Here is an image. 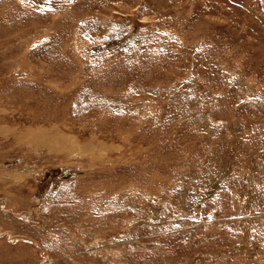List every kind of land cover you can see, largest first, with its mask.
<instances>
[{"label":"rangeland","instance_id":"obj_1","mask_svg":"<svg viewBox=\"0 0 264 264\" xmlns=\"http://www.w3.org/2000/svg\"><path fill=\"white\" fill-rule=\"evenodd\" d=\"M0 264H264V0H0Z\"/></svg>","mask_w":264,"mask_h":264},{"label":"bare ground","instance_id":"obj_2","mask_svg":"<svg viewBox=\"0 0 264 264\" xmlns=\"http://www.w3.org/2000/svg\"><path fill=\"white\" fill-rule=\"evenodd\" d=\"M109 37V36H108ZM142 39V38H141ZM154 52V51H153ZM144 54V53H143ZM31 102V101H30ZM38 103V102H37ZM32 104H34V103H32ZM31 105V104H30ZM52 117V116H51ZM46 119V118H45ZM38 121V120H37ZM33 122V121H32ZM35 122V121H34ZM45 123V122H44ZM48 133V132H47ZM37 134V133H36ZM41 134V133H40ZM46 134V133H45ZM45 134H43V136L45 135ZM29 135V134H28ZM42 135H41V137H43ZM59 136V135H58ZM29 137H35V138H38V136H36V135H34L32 132H30V135H29ZM54 138V137H53ZM59 138V137H58ZM40 140V139H39ZM53 140V139H52ZM63 140V139H62ZM33 141H35V140H33ZM72 143V142H71ZM74 143V142H73ZM67 146V145H66ZM132 185V184H131ZM123 190V189H122ZM49 196V195H48ZM48 198V197H47ZM153 212V211H152ZM169 212V211H168ZM146 214V213H145ZM168 214V213H167ZM30 215H34V213L32 212ZM169 216V215H168ZM154 217V216H153ZM153 220V219H152ZM150 221V220H149ZM168 221V220H167ZM153 223V222H152Z\"/></svg>","mask_w":264,"mask_h":264}]
</instances>
